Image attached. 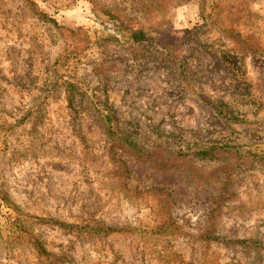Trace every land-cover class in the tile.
<instances>
[{
    "label": "rangeland",
    "instance_id": "rangeland-1",
    "mask_svg": "<svg viewBox=\"0 0 264 264\" xmlns=\"http://www.w3.org/2000/svg\"><path fill=\"white\" fill-rule=\"evenodd\" d=\"M0 264H264V0H0Z\"/></svg>",
    "mask_w": 264,
    "mask_h": 264
},
{
    "label": "trees",
    "instance_id": "trees-1",
    "mask_svg": "<svg viewBox=\"0 0 264 264\" xmlns=\"http://www.w3.org/2000/svg\"><path fill=\"white\" fill-rule=\"evenodd\" d=\"M126 31L128 32V34H130V37L137 42L143 40L145 37L144 36L145 31L141 28H133L128 25L126 26ZM129 145L135 148V150H139L138 147L135 144H133L132 141H129ZM224 148L227 147L224 146ZM221 149L222 148L218 145H208L205 149L195 151L194 154L202 158H217L218 157L217 152ZM151 190H155L157 193H161V194H168V195L170 194L164 188L153 187L151 188Z\"/></svg>",
    "mask_w": 264,
    "mask_h": 264
}]
</instances>
